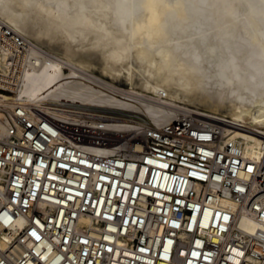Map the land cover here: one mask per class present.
<instances>
[{"label": "built area", "instance_id": "2783aa9c", "mask_svg": "<svg viewBox=\"0 0 264 264\" xmlns=\"http://www.w3.org/2000/svg\"><path fill=\"white\" fill-rule=\"evenodd\" d=\"M0 111V264H264V230L239 227L264 224V134L248 155L188 114L125 136Z\"/></svg>", "mask_w": 264, "mask_h": 264}, {"label": "bare ground", "instance_id": "6f19581e", "mask_svg": "<svg viewBox=\"0 0 264 264\" xmlns=\"http://www.w3.org/2000/svg\"><path fill=\"white\" fill-rule=\"evenodd\" d=\"M0 29L9 109L22 102L125 136L188 114L248 155L263 143L264 0H0ZM239 227L264 230L246 216Z\"/></svg>", "mask_w": 264, "mask_h": 264}, {"label": "snow or ice", "instance_id": "6c2138e0", "mask_svg": "<svg viewBox=\"0 0 264 264\" xmlns=\"http://www.w3.org/2000/svg\"><path fill=\"white\" fill-rule=\"evenodd\" d=\"M248 170H249V171H252V169H251V168H249ZM240 191H243V189H240ZM224 219H225V220H227V219H228V217H227V216H225V217H224ZM32 235H35V232H33V233H32ZM193 255H195V253H193Z\"/></svg>", "mask_w": 264, "mask_h": 264}, {"label": "rangeland", "instance_id": "374dc122", "mask_svg": "<svg viewBox=\"0 0 264 264\" xmlns=\"http://www.w3.org/2000/svg\"><path fill=\"white\" fill-rule=\"evenodd\" d=\"M219 4H220V2H219ZM213 10V9H212ZM218 15V14H217ZM212 16V15H211ZM219 16V15H218ZM34 39V38H33ZM116 85L117 86H122V84H121V82L119 81V80H116Z\"/></svg>", "mask_w": 264, "mask_h": 264}, {"label": "clouds", "instance_id": "9594fccd", "mask_svg": "<svg viewBox=\"0 0 264 264\" xmlns=\"http://www.w3.org/2000/svg\"><path fill=\"white\" fill-rule=\"evenodd\" d=\"M262 59H264V55H262Z\"/></svg>", "mask_w": 264, "mask_h": 264}]
</instances>
